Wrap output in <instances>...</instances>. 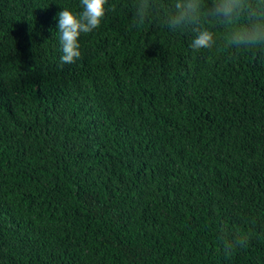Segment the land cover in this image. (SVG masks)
Here are the masks:
<instances>
[{
	"label": "trees",
	"instance_id": "1",
	"mask_svg": "<svg viewBox=\"0 0 264 264\" xmlns=\"http://www.w3.org/2000/svg\"><path fill=\"white\" fill-rule=\"evenodd\" d=\"M174 2L107 0L61 64L80 0H0V264H264V48Z\"/></svg>",
	"mask_w": 264,
	"mask_h": 264
},
{
	"label": "clouds",
	"instance_id": "2",
	"mask_svg": "<svg viewBox=\"0 0 264 264\" xmlns=\"http://www.w3.org/2000/svg\"><path fill=\"white\" fill-rule=\"evenodd\" d=\"M80 4L82 11L78 14L62 9L56 17L63 53L61 64H74L82 58L78 38L97 29L106 14L107 0H80ZM173 9L167 20L168 28L195 33L190 45L194 50L212 49L217 45L215 33L201 25L203 18L228 27L224 39L229 48H264V0H210L207 6L205 0H175ZM147 20L148 5L137 3L133 13L134 24L139 26ZM246 244V239L228 241L223 251L230 254L234 247Z\"/></svg>",
	"mask_w": 264,
	"mask_h": 264
}]
</instances>
